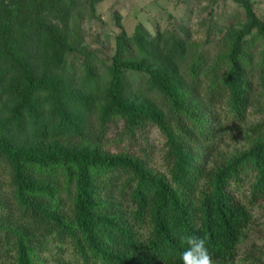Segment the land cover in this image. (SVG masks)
Here are the masks:
<instances>
[{"label": "trees", "instance_id": "trees-1", "mask_svg": "<svg viewBox=\"0 0 264 264\" xmlns=\"http://www.w3.org/2000/svg\"><path fill=\"white\" fill-rule=\"evenodd\" d=\"M233 1L244 19L213 51L188 31L138 27L118 37L102 80L89 53L83 76L67 71L82 40L74 0H0V264H182L186 235L206 238L215 264H264V251L238 256L264 204V18ZM249 117L246 146L213 161ZM111 125L125 141L116 152Z\"/></svg>", "mask_w": 264, "mask_h": 264}, {"label": "rangeland", "instance_id": "rangeland-1", "mask_svg": "<svg viewBox=\"0 0 264 264\" xmlns=\"http://www.w3.org/2000/svg\"><path fill=\"white\" fill-rule=\"evenodd\" d=\"M257 15L264 18V0H251ZM74 0L70 24L74 27L73 37L80 40L76 51L70 53L66 60L68 72L83 76L84 54L89 53L94 60L97 72L102 80L108 79V67L112 63L117 46L118 37L131 36L138 27L149 31L153 35L162 32H189L192 40L196 41L200 49L213 51L226 26L242 21L244 13L241 6L233 0ZM211 40V42H208ZM123 41V38H122ZM123 55L134 54L136 45L133 41L123 42ZM127 82L138 88L142 82L139 73L126 74ZM254 117H249L246 123L239 126L231 125L222 133V138L216 146L213 161H220L246 146V140L240 134ZM121 126V124H119ZM119 126V127H120ZM115 125L108 127L104 146L116 152L123 147L125 141L115 135ZM141 141V140H140ZM148 147H153L151 164L160 169V157L164 149V139L156 127H151L147 134ZM210 160L209 164L213 163ZM255 224L247 229L246 236L239 245V257L257 249L264 251V204L254 205L252 208ZM237 264H243L239 260Z\"/></svg>", "mask_w": 264, "mask_h": 264}, {"label": "clouds", "instance_id": "clouds-1", "mask_svg": "<svg viewBox=\"0 0 264 264\" xmlns=\"http://www.w3.org/2000/svg\"><path fill=\"white\" fill-rule=\"evenodd\" d=\"M181 242L187 245L180 254L182 264H215L206 247V238L186 235L181 238Z\"/></svg>", "mask_w": 264, "mask_h": 264}]
</instances>
